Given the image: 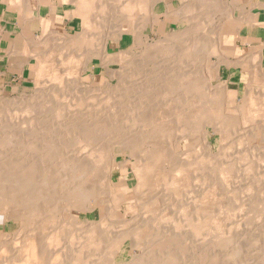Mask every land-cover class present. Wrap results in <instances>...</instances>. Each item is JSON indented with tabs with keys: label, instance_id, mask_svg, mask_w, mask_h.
<instances>
[{
	"label": "bare ground",
	"instance_id": "1",
	"mask_svg": "<svg viewBox=\"0 0 264 264\" xmlns=\"http://www.w3.org/2000/svg\"><path fill=\"white\" fill-rule=\"evenodd\" d=\"M161 1L162 0L77 1V4L75 5L77 6L75 15L80 17L81 21L82 19L84 20V23L79 22L81 23L80 25H82L83 23V31H80L74 37H66L61 33L52 34L53 39H50V42L47 40L48 37L42 41H39V45L37 44L38 48L36 47L37 51L35 55H32L35 57L34 60L37 59V65L35 66L34 74V77L36 78L35 85L37 86V92L36 95H34L35 99L32 100L30 98V100L22 99L14 102L12 101L11 103H0V133H4L12 128L17 132L14 135L15 138H13L12 136V139L15 140L14 142L13 140L7 141L13 143L5 142V139H8L9 136L8 138H6L7 136H5V138L0 136V148L1 146L5 145L3 143H6L5 147H7V144L9 145L16 143V139L20 137L24 138V140L25 138H30L28 137L29 133L28 135L26 134L27 137H24L22 134L23 130H25L24 133H27L30 132V130L26 131V129L28 130L31 128L33 129L32 131H34L33 133L37 134H34V136L36 135L35 137H39L42 139V141L39 140L40 142H36L37 144H35L37 145L36 149L40 148L38 154H43L44 152L46 154L44 157L42 156L43 159H39V161L37 160L35 162L26 164L24 161L23 166H20L16 161H11L14 158H9V161V159L5 160L2 159L3 157H0V215H2L6 221H20L21 228H23L22 225L24 223H33L34 225V222H40L33 227L30 226L31 228L29 227L27 229L29 231L26 230L27 235L20 234V237L19 235H15L9 239L8 237H6L2 241L0 240V264H61L64 261L62 259L60 262V260L55 258L57 252H54L55 255L52 253L54 257L51 256V259L48 257L49 255H46L47 252L55 251V249H57V247L60 246L61 242L63 241L68 243V245L71 244L70 234L73 233L72 235H74L75 233L77 236L80 231L79 229H81V224L78 220L80 215L82 213H90V208L94 209L99 207L103 208L104 210L102 219L89 224H87L86 222L82 223L84 228L82 227L83 233L80 232V235H84H82V237L78 235L77 240H74L78 243L79 247L77 246L78 248L77 250H75V254H70L71 256L69 255V262H67L68 264H85V259L86 257H88L87 251L89 252L90 250H92L91 253H93V251L95 250H100L98 248L102 249L100 251L101 255L104 252L103 256L99 254L101 257L99 256L98 258L94 259L90 256L95 255L90 253V258L88 257L89 260H91V258L95 260V262L91 261L92 264H142L144 263V261H149V259L150 262H152L153 260L154 264L155 262L156 264H176L179 258L177 260H174L172 256H175L173 254L177 251H182L181 248L186 247L184 246L185 244L187 245V243L192 244L198 242L201 247L204 245L203 243H201L203 240L202 237V240H199L200 234H198L197 228L201 229L202 231L208 232L210 235V241H208L209 246H206L208 249L206 251L207 254L202 253L204 254L203 260L202 257L197 259V256V263L252 264L251 259L249 258H252L253 262L256 261V264L257 261L259 263H262L264 261V244L260 245V252L257 250L258 253H254V248L258 246V244L256 246L254 244L259 240H262L261 243L264 242L263 220H257V223L255 220V224L254 222L253 224L243 223L247 221V219L240 216H244V214L242 213L244 209L242 208V210L241 208H232V206L238 202L236 199L234 200V198L239 199L240 195L239 197H231L233 199V203L234 201L237 202L232 204V200L231 202L229 201L231 203H229L231 207L229 208L228 206L225 209L222 208L224 209V212L222 211L221 207L218 206V204L221 203V199H225V196L227 194L226 189L236 187L238 191L239 186H242L244 188L246 182L244 183V185H241L238 180L237 183L236 181H234V179L235 177L239 176V172L236 170L235 166L237 165V163H243L244 161L242 160L246 161V153H244L245 155L242 154L240 156V154L243 153L241 152L239 156L237 155L238 159L236 161H230L233 163L236 162L235 164L230 163V165L232 164V166L234 165V167H228L229 163L226 159V161L222 162L223 164L224 162H227L228 168L223 167L222 169H220V167L222 166H218L217 169H213L212 173L210 174L212 178L208 176L210 179L206 177L207 179L204 180H195L196 184H193L195 183L192 181L193 179H191L190 181L189 179L193 178L196 173L204 174L202 173L204 171V166L210 164L208 160L209 157H206L207 154L204 155V153H199L201 155L196 154V150L198 152L199 148L197 149L195 147L193 148L194 150L190 149V151H182L180 153H177L172 147L168 146V143L166 142L167 139L171 136L172 141H170L174 145H179L180 142L184 139L186 140L189 135L195 134V136L201 135L202 138L198 136L197 137L201 138L206 144L209 131L206 132L204 127L206 124L211 125L213 122L214 128L213 126L211 127L213 128V133L219 130L222 135H224V138L222 137L218 141L219 144L221 143V146V141H226L227 137L225 135H228L230 132L236 131V127L238 125L243 123L245 124L248 121L252 122L256 117L259 119V116L264 114V70L263 64H261L264 56V41L261 42V45L254 53H250L251 55L249 56H242L243 58L241 59H234L235 62L230 61L231 56L228 55L226 49H223L222 47V42L224 40L223 32L225 31L226 26L230 25L231 23L236 24V28L234 29L235 34L240 38V30L243 26L247 25L250 28L257 25L262 26L264 25V21L260 22L258 19H256L257 15L251 12H239L238 6L241 5H233L230 0H224L225 2L223 0H198L197 3H193L195 4L194 10L197 12V16L191 19L192 23L190 27H188V30L198 29L201 30L200 32L196 31L197 33L192 35H189L190 33H188L189 37L186 36L187 34H185V32L184 34H179L175 31H169L166 33V35H160L159 32H157V37L151 39L148 35H144L143 31L148 28L150 29V31H154L156 18H160L161 15L165 19H167L169 16L177 17L178 14H180L181 12L183 13V11L187 10L188 8V5L181 1L182 5H184L182 8L180 7L181 9L180 11L178 10L179 12L177 11V9L175 11H171L169 10V7L165 6L166 11L165 13H162V11L160 12L157 8V4H160ZM70 3H73V1H71ZM262 7L264 8V3L251 2V10H253L254 8ZM234 12H237L239 15L235 17ZM216 14H220V16L223 15L224 17H220L219 15L218 17ZM209 15L211 17H209ZM212 16H217L218 20L217 24L215 25L216 27L214 29L206 30V22L209 21L211 23L213 21ZM47 27L48 26H46V28ZM91 29H95V31L97 30L98 32L94 31L95 33H92L94 35L98 33V35L96 34V36L94 37V35L91 33ZM121 33H128L130 35L132 41L130 48L126 50H122L119 48L114 53H109L113 46L120 47ZM48 34L50 35V33ZM183 35L188 37V39L186 38L182 41V46L176 47V45L174 44V41H176L175 39H178L179 36L181 37ZM159 39L166 40V43L161 44L158 41ZM58 41L60 42V44H62L63 47L61 45L60 47L59 45H57L59 44ZM89 43H91V47L89 46ZM50 45H54L53 47L55 48H51ZM87 45L89 47L86 48ZM135 49L139 52L141 58H143V56H148V58L150 57L152 60L156 59V61H163V63L165 61L164 59H172L170 62L173 63L174 61V63L171 64V66L169 65L170 63L168 60L166 64H168L169 66L164 67V69L162 70L158 69L160 68L158 66V70L156 69V67H154L157 71L160 72H157L155 69L153 70V72L155 71L153 73L155 75L153 76H156V74L158 76H156V78L154 77V81H151V83L148 84L149 86H143V90L139 88L140 85L141 87L142 85H144V81H140L142 77H138L140 78L139 81L142 82L140 85L138 84L139 87H136V81L135 86L132 82L133 85L131 86H133V90H136L137 92L138 89L136 88H139L141 92H139L138 90L137 96L133 97V99L135 100L132 99V103H129L125 106L123 105L124 107H122L121 105H119V99L122 97L114 96L116 93L115 91L111 93L112 87L115 86V84H113L115 82V77H118L116 76V73H113V67L117 66V69H121L123 67L126 68L127 66L132 67L130 64H132L135 59L131 52H133ZM29 53L30 52L28 51L27 54ZM209 57L214 59V61L213 65L208 70L207 59ZM143 59L141 61H143ZM93 60L99 61V66L103 70L102 73L104 76V80L101 82V84L106 86V88L105 86L101 87V89L97 88V90L99 91H96L98 94L99 92L101 93V91H103L104 93L109 92L110 97L108 98V100L103 99L102 96L101 99L98 97L99 101H97L96 106H91L92 108L90 107V109L88 110V106H90L91 103V105H93L94 102H90L85 98H82L85 100L82 101V96L77 93L78 89L76 92L75 86L76 88H78L77 86L80 85L79 89H81L82 87L88 85L90 91L83 92L84 94L81 95H83L84 97H88L89 93L92 94L93 92H95L94 89V91H92V84L94 82V77L92 74L89 75V78L91 77L90 83H86L83 81V75L87 72L88 64H90ZM193 61L195 62L193 63ZM161 63L162 62H160L159 64L163 66V64ZM177 64L181 66L176 68L175 66ZM241 68L247 69L245 72L243 70V78L246 82L245 88L247 86L245 96L241 99L240 105L230 106V104L228 103L229 98L226 95L228 92V81L222 78L221 74L224 70L227 69H234L236 72L237 69ZM211 70L214 72L213 79L215 81L212 80ZM140 75L143 76L144 74ZM126 77L130 80L132 79L130 78L131 76L129 77L127 75ZM134 77H137V75ZM144 77L145 75L143 76V78ZM161 77L165 81L171 78V81L169 80V82H167V80V83H162L163 80H159ZM74 79H78L79 81L81 80V82L79 83L78 81V85L76 83L75 86H72L73 84L71 85V82L74 81ZM119 82L121 81H117L118 84ZM169 84H171L173 88H170L171 85ZM168 85V89L164 87ZM120 86L118 88H120ZM152 86H154L153 89ZM88 87L86 86L85 88L88 89ZM122 87L124 88L127 86L122 85L120 90H118V93H121V90H123ZM155 87L156 89L158 88V91H160L159 93H157L161 96L159 97L160 99H164V97L166 96L171 97L172 93L176 90V87L181 91V96H179L180 94L176 95L175 93V95L178 97L174 100V102L172 100L173 98H168V100H172V102H168V100L166 99L167 103H165V101V104L161 102L159 103L160 99H157L158 97L156 98L157 94L155 92ZM132 88L129 91H132ZM124 90V93L128 91ZM73 91L77 93L76 95H79L80 98H78V101L75 100L74 105H72L73 103L71 104L72 101L70 100V104L68 105V107L63 106L67 108L66 111L70 110L69 112H64L65 109L64 111H62V109L60 111L58 106L57 108L59 110H57L56 112H53L56 109H51V115L54 114L52 117L53 120L56 121V124L58 123L61 125H65L64 129L59 131L57 130L59 132L57 133V135L49 137V135H51L49 133L50 130L47 127H43L46 126L45 124H47L46 115L50 114L49 112L45 115L43 109L39 110L42 111V114L39 112L41 115H38L39 113L37 114L34 112L35 114L33 115L37 114L38 118L40 116L37 121L33 120L34 122L30 123L28 121L27 123H25V121L24 124L19 123V114H21L22 112L23 115L25 114V117L27 116V114L32 116V114L26 113V109L21 112L22 107H25V105H31L29 104L31 100H36L38 101V103L40 102V105L38 106L39 108H37L40 109L42 106L41 104H46L48 100L53 101V99H55L56 97L58 98L59 96H62L64 94L68 95L69 93H71L72 95L74 93ZM95 93L93 95H96ZM64 97L67 96L64 95ZM74 97H76L75 94ZM155 98L159 100L158 104H152V100H154L153 102H155ZM128 101L131 102V99ZM88 102L90 104H88ZM48 104L50 103H47V105ZM116 105H118L121 110L125 109L126 112H120L121 110H119L118 107L116 111H114L113 108L116 107ZM27 106L26 108L28 109ZM154 106L156 107V109L154 108V111H151L154 115L152 116L154 117V119L151 120L149 114L150 112L148 111L150 109L152 110ZM243 106L244 114L241 112V108ZM83 107H86L87 110L83 111ZM48 108L50 109V107ZM81 108L82 112L80 111ZM163 109H166L167 113L166 111H163ZM212 109L213 112H215L213 113V119L211 120V118H207V116L209 115H207V110L211 111ZM31 113H33V111ZM209 113L212 114V112ZM27 117L29 118L30 116ZM187 117L189 118V120H187ZM187 121L189 122V125L187 124ZM183 123H186L188 126L183 125L180 127L179 125ZM215 125H218L219 127L217 126L218 128H215ZM48 137L51 138V140ZM64 140H68V142H65ZM197 142L195 146H197ZM153 143H157V146L152 147L151 144ZM232 144L229 146L226 145L228 146L227 148L233 149L236 144L240 145L243 144V142L234 143L235 145ZM158 145L163 147L156 149ZM239 145H236L234 148L236 149V147ZM244 145L245 144H243V146ZM243 146L242 148H245ZM239 147L237 149H239ZM43 148H47L48 153H46L45 150L42 151ZM11 149L9 147V149H7V152L5 150L6 153L3 154V156L6 155L9 157H15L13 153V156H11L12 154L9 151ZM13 149L16 151L15 146L13 147ZM220 149H223L222 152L220 151ZM220 149H218V151L222 155L224 154L223 152H227L224 150L225 148H222V146ZM18 151L19 150H17L16 153H18ZM229 151L230 149H228V152ZM217 152L214 153V155L217 154ZM33 153L35 154V152ZM221 154H219L220 157L216 156L217 160L218 158H220L218 161L221 160ZM39 156L41 157V155ZM120 157H126V159L118 161V158ZM239 160L241 161V163L239 162ZM50 162L53 163V165L50 166V170L49 168L44 169V166L42 168V164H49ZM127 163H129L132 167V173L136 180V184L131 190V195L133 198H135L134 202L137 200L135 203L136 207L134 208H138L137 210L135 209L138 213L133 216L135 219L132 217L134 220L133 224L131 219V223H128V221L124 217L125 215H123L119 221L116 220V215L119 211L118 208H121L120 205L117 204L116 197H118L120 194V198H126L127 192L124 190L125 188L122 189V187L120 188L118 186H114L112 182L115 172L121 170V168ZM37 165L40 167V170L39 168H37ZM223 166H225V164ZM251 166L248 169H243V173H249L250 175L253 174L254 172H250V170H252L253 168ZM242 171H240V173ZM35 174L40 175L36 176ZM55 174L56 176H50ZM242 174L240 175L247 177V175ZM204 176L202 175L201 177ZM232 181L236 182L237 186L234 185ZM250 182H247V184H250ZM191 184L197 187L198 193L196 194H199L201 190L204 191L201 192L203 194L198 195V197H200H197L196 201L190 202V205L193 204L194 208L199 207V213L198 211L196 212V209L194 210L193 208H189L190 212H192L191 210L193 209V211L198 213V216L194 214V216H197V219H194V217L192 219L200 223L199 225L197 223V225L194 224L195 226L192 225L194 227H188L187 219L190 213L187 215L181 214L183 216V220H180V223L178 222L179 224L175 225L176 227L174 225H171L173 224L171 223L172 219H165V216L163 214V216L161 217L160 215H157L158 217H155V220H153L154 216H152V214H154L155 212L157 213V210L161 209L160 206L165 202H168L169 205L175 203L176 205L180 206L179 210L185 208V206L181 207L180 201L179 204L174 201L180 197L182 198L183 195L185 196L186 191L188 192V187L191 188ZM246 189L247 188L243 189V193L241 192L239 194H244ZM222 190H225L224 192L226 193L223 194ZM248 193L250 195L251 192L248 191ZM236 194L238 195V193ZM230 195L228 194V196ZM242 197L244 196H241V199ZM241 199H239L240 202H238V205L250 204V201H248V196L243 200ZM182 201L183 200H181V202ZM227 202L228 201H226V203ZM226 206L227 204L225 205V207ZM124 208L130 207L126 205ZM168 208H171V206ZM219 208L222 211L221 213L217 211V213L206 214L207 211L211 212L212 210L214 212L215 209L219 210ZM146 209L150 210L152 214L149 216L147 214L144 215L145 213L143 211H145ZM238 209H241L240 212L242 214L239 215L238 213L240 212L236 214ZM127 210L128 209L125 210L124 214L127 213ZM170 210L171 209H169L168 211ZM130 211H128V213ZM147 211L146 213L149 214L150 212ZM183 212H185V209ZM166 213L167 211L164 214L166 215ZM151 216V219L155 221L154 223L152 220V223L148 221ZM41 217L42 220L37 221ZM24 218L27 219V222H25ZM58 218L61 221H59V226L55 225L54 223L56 222V220L58 222ZM228 219H230V221L236 219V223L234 222V224H230V221H228ZM194 220L192 222H195ZM225 221L226 224L227 221L229 222V224L226 225L224 223ZM192 222H190V224ZM131 224L134 226H132ZM48 229L50 232L47 233V236H45V234V237L42 236L41 238L40 234V237H37V231L41 232ZM63 229H65L66 232H63ZM136 235L137 238H135ZM203 237H206V239H208L207 236ZM206 239H204L205 244H207ZM128 241H130V243L134 242L132 247L128 245L130 249H126L127 246H125L126 242L128 243ZM79 243H81V247ZM72 244L74 243L72 242ZM252 244L255 246H252L253 249L250 247ZM182 245L183 247H181ZM188 246L189 245H187V248H189ZM123 247H126L125 250ZM198 247L196 246V250ZM63 248H60V250H58L59 254L68 252L64 251L67 248ZM84 248L86 252L85 250H83ZM70 249L73 250L74 246ZM70 249L68 254L71 251ZM203 249L205 248L203 247ZM193 250L194 249L192 248V251ZM97 251L95 253H97ZM198 251L201 252L202 248ZM80 252L82 254L85 253V257L79 256L81 255ZM130 254H135L137 258H134L133 260L131 259V261L128 262L127 259ZM238 254H241L242 257H235ZM65 255L67 256V254ZM155 255L158 257V259H156L157 257ZM57 256L59 257V255ZM66 256L64 257V259L66 258ZM131 256L130 258L134 257ZM18 257L19 262H16V259ZM196 259L194 260L196 261Z\"/></svg>",
	"mask_w": 264,
	"mask_h": 264
},
{
	"label": "rangeland",
	"instance_id": "2",
	"mask_svg": "<svg viewBox=\"0 0 264 264\" xmlns=\"http://www.w3.org/2000/svg\"><path fill=\"white\" fill-rule=\"evenodd\" d=\"M109 1H113V0H109ZM181 1L183 2V3H186L187 5H188V8H187V10H185V11H183V13L181 12L180 14H178L177 15V17L176 16H172V19H170V20H164V21H162V19H160V18H156L155 19V30L154 31H150V29L148 28V29H146V30H144L143 31V34L144 35H148L151 39H153V38H156L157 36H156V34H157V32H159V34L160 35H166V33L167 32H172V31H175V32H177V33H179V34H184V32H185V34H187L186 36H188L189 37V35H192V34H195V33H197V32H200L201 30H198V29H190V30H188V27H190V25H191V23H192V18H194V17H196L197 16V12L194 10V5L195 4H193V3H197L198 2V0H178V1H176V2H174L172 5H168V7H169V10H171V11H175L176 9H177V11L179 10L180 11V9L183 7V5H182V3H181ZM188 1V2H187ZM224 1V0H223ZM231 1V3L233 4V5H241V6H238V11L239 12H241V13H243V12H251V13H253L252 12V10H251V2H255V3H264V0H253V1H250V0H230ZM225 2V1H224ZM247 2V3H246ZM189 3V4H188ZM193 4V5H192ZM243 5V6H242ZM245 5V6H244ZM157 8L159 9V11L161 12L162 11V13H165V9H164V4L162 3V4H157ZM228 6H229V4H228ZM250 8H249V7ZM181 7V8H180ZM173 8V9H172ZM179 8V9H178ZM249 9V10H248ZM255 9V8H254ZM261 10H262V15H261V17L264 19V13H263V11H264V8L262 7V8H260ZM178 11V12H179ZM235 13V12H234ZM237 13V12H236ZM234 14L235 15V17L236 16H238L239 14L237 13V14ZM217 16L219 15L220 16V14H216ZM135 16V15H134ZM133 16V17H134ZM217 16H212V20L214 21H212L211 23L209 22V21H207L206 23H207V29L206 30H210V29H214L216 26V24H217ZM218 16V17H219ZM209 17H211L210 15H209ZM220 17H224L223 15L222 16H220ZM258 16H256V19H258L257 18ZM216 19V20H215ZM84 20L82 19V21L81 22H83ZM215 21H216V23H215ZM167 22V23H166ZM209 22V23H208ZM84 23V22H83ZM83 23H82V25H83ZM210 24V25H209ZM81 25V26H82ZM161 25V26H160ZM163 25V26H162ZM212 25V26H211ZM245 26H247V25H245ZM263 27H264V25H262ZM236 28V24H233V23H231L230 25H228V26H226L225 27V31L223 32L224 33V35H223V37H224V40H223V42H222V47H223V49H226V52L228 53V55H230L231 57H230V61H234V59L236 60V59H241V58H243V57H245V56H249V55H251L252 53H254L257 49H258V47L261 45V42H263L264 40H259V41H257V44H256V46L254 47V50L252 51V49H251V52H246L245 54H243V52L241 51V49H239L237 46H236V41L237 40H239L240 38L238 37V36H236V34H235V29ZM243 28H245V27H243ZM242 28V31H241V33H245V31L246 30H244ZM162 29V30H161ZM158 30V31H157ZM80 31H83V26H82V28H81V30ZM95 31V29L93 30V29H91V33L92 32H94ZM97 31V30H96ZM95 31V32H96ZM197 31V32H196ZM94 32V33H95ZM98 32V31H97ZM126 32H127V30H126ZM56 33H58V32H56ZM56 33H54V34H56ZM188 33H190L189 35H188ZM93 34V33H92ZM97 35H98V33H96ZM96 34L94 35V37L96 36ZM51 36V37H50ZM50 36H48V38H47V40L50 42L53 38V36L52 35H50ZM66 37H74V36H70V35H65ZM185 35H183V36H179L178 37V39L176 38L175 40L176 41H174V44L176 45V47H178V46H182V41L184 40V39H188V37H186ZM120 37H121V42H120V47L119 46H113L112 48H111V50L109 51V53H114L115 51H117V49H122V50H126V49H128V48H130V45H131V37H130V35L128 34V33H121V35H120ZM185 37V38H184ZM193 37V36H192ZM93 38V37H92ZM51 39V40H50ZM243 43H246V41H245V39H240ZM161 44H165L166 43V40H163V39H159L158 40ZM48 42V43H49ZM59 42V41H58ZM50 44V43H49ZM180 44V45H179ZM57 45H59V47H60V45L62 46V44H60V42H59V44H57ZM49 46V45H48ZM51 46V45H50ZM54 45H52L51 46V48L53 47ZM89 46L91 47L92 45H91V43H89ZM88 45L86 46V48L87 47H89ZM57 47V46H56ZM63 47V46H62ZM44 48V47H43ZM48 48H50V47H48ZM53 48H55V47H53ZM84 48V47H83ZM45 49V48H44ZM41 50V49H40ZM43 50V49H42ZM246 51V50H245ZM251 53V54H250ZM131 54L134 56V61L132 62V64H130L132 67H129V66H127L126 68H121V69H117L116 67L117 66H114L113 67V73H116V76H118V77H115V82L113 83V84H115V86L114 87H112V91H111V93L112 92H116L115 93V95L114 96H121L122 98H120L119 99V101H120V104L119 105H121L122 107H124L125 105H128L129 103H132L133 102V100H135V99H133V97L134 96H137V92H138V90H139V92H141V90H143L142 88H143V86L144 87H146L149 83H151V81H154V77L156 78V76H158L157 74H156V76H153V75H155V74H153L154 72H153V70L155 69L154 67H156V69H157V66L158 67H160V68H158V69H160V70H162V69H164V67H168L169 65H171V64H173L174 63V61H173V63L172 62H170L172 59H168L169 60V65L168 64H166L167 62H168V60L167 59H164L165 61H164V63H163V61H159V60H157L156 61V59H154L155 61H156V63H160V62H162L161 64H163V66H161L160 64V66L158 65V64H156L155 63V61L154 60H152L150 57L148 58V56H143V58H141L140 57V54H139V52L135 49L133 52H131ZM130 54V55H131ZM169 54V53H168ZM242 54V55H241ZM131 55V56H132ZM264 55V54H263ZM138 56V57H137ZM197 56V55H196ZM243 56V57H242ZM143 59V61H141ZM37 60V59H36ZM35 60V62H36V65H37V61ZM141 61V62H140ZM176 61V60H175ZM213 61H214V59H212L211 57H209L208 59H207V69L209 70V68L213 65ZM140 62V63H139ZM144 62V63H143ZM146 62V63H145ZM195 61H193V63H194ZM235 62V61H234ZM262 63L261 64H263V70H264V56H263V60L261 61ZM139 63V64H138ZM141 63H143V64H141ZM152 64H156L155 66L154 65H152ZM164 64H166V65H164ZM196 64H198V63H196ZM35 65V66H36ZM140 65V66H139ZM147 65V66H146ZM175 65V64H174ZM173 65V66H174ZM195 65V64H194ZM134 66V67H133ZM137 66H139V67H137ZM172 66V65H171ZM181 65H179V64H177L175 67L176 68H178V67H180ZM145 67V68H144ZM162 67V68H161ZM115 68V69H114ZM135 68V69H134ZM247 68V67H246ZM246 68H241V69H237V71L235 72V70L234 69H227V70H224L223 72H222V74H221V76H222V78H224V79H226L228 82H227V88H228V92H227V97L229 98L228 99V103L230 104V106H238V105H240L241 104V99L245 96V92H246V89H247V86H246V88H245V85H246V82H245V79L243 78V73L247 70ZM125 69V70H124ZM128 69V70H127ZM130 69H133V70H130ZM155 69V70H156ZM157 69V70H158ZM139 70H140V73H139ZM156 70V71H157ZM243 70H244V72H243ZM124 71V72H123ZM142 71V72H141ZM103 70L101 69V67L99 66V61H97V60H93L90 64H88V69H87V72L83 75V81L84 82H86V83H90L91 82V77L89 78V75H93V77H94V82H93V87H92V91H94L95 90V92H93L92 94L91 93H89V95H88V97H84L83 95H81V94H84L83 92H89L90 91V88L88 87V85H86L87 87H88V89L87 88H85L86 86H84V87H80L81 89H79V86L80 85H78L80 82H81V80L79 81L78 79L77 80H75L74 79V81H72L71 82V85L72 86H75L76 85V83H77V87L78 88H76V86H75V89H76V92H77V89H78V94L80 95V96H82L81 97V100L83 101L84 99H82V98H85L86 100H89L90 102L92 101V102H94V104L93 105H91L89 102H88V104H90V106H88L89 108H88V110L90 109V107L92 106V107H94V106H96V104H97V101H99V98L101 99L102 97H103V99H107L108 100V98L110 97V95H109V92H106V93H104L103 91H101V93L99 92V94L97 93V91H99V90H97V88H99V89H101V87H103V86H105V85H103V84H101V82L104 80V76H103ZM135 72V73H134ZM157 72H160V71H157ZM152 73V74H151ZM34 74H35V69H34ZM123 76H122V75ZM140 74H144L145 75V77L143 78V76H141ZM131 76L130 78H132L131 80L129 79V78H127L126 76ZM137 75V77H134V76H136ZM140 75V76H139ZM35 76V75H34ZM33 76V79L31 80L32 82L30 83V84H28L27 86H26V88H24L21 92H19V93H17V94H14V95H4V96H1L0 95V103H5V102H8V103H11L12 101L14 102V101H17V100H30V98L32 99V100H34L35 98H34V95H36V92H37V86L35 85V83H36V78ZM120 76V77H119ZM133 76V77H132ZM211 76H212V80L213 81H215L214 79H213V77H214V72L211 70ZM138 77H142L141 79L140 78H138ZM35 78V79H34ZM117 78V79H116ZM119 79V80H118ZM127 79V80H126ZM136 79H138V80H136ZM139 79H140V81H144V85H142V87H141V83L142 82H140L139 81ZM144 79V80H143ZM151 79V80H150ZM153 79V80H152ZM163 81H162V80ZM121 81V82H119V84L122 86V85H124V86H127V87H122V89L124 90V89H126V90H128V91H126V90H124V91H126L125 93L123 92V90H121V93H118V90H120V88H121V86L117 83V81ZM147 80H149V81H147ZM159 80H161L162 81V83L163 82H165V83H167V82H169V80L171 81V78L166 82L162 77L159 79ZM78 81H79V83H78ZM125 81V82H124ZM137 82V84H136V82ZM212 81V82H213ZM128 82V83H127ZM132 82H133V84H134V86H135V84L137 85L136 87H139L138 86V84L140 85V89L139 88H136V89H138L137 90V92H136V90H133V86H131V85H133L132 84ZM146 82V83H145ZM125 83H127V84H125ZM130 84V85H129ZM120 86V88H118L119 86ZM167 85V84H166ZM169 85H171V84H169ZM169 85L168 86H164V87H166L167 89H168V87H169ZM149 86V85H148ZM35 87V88H34ZM95 87V88H94ZM117 87V88H116ZM128 87H131L132 88V91H129L131 88H128ZM153 87L154 86H152V89H153ZM157 87V86H156ZM156 87H155V89H156ZM105 88H106V86H105ZM110 88V87H109ZM116 88V89H115ZM170 88H173L172 87V85L170 86ZM169 88V89H170ZM86 91H85V90ZM94 89V90H93ZM151 89V90H152ZM154 89V90H155ZM158 89V88H157ZM155 90V92H156V94L157 93H159L160 91H158V90ZM175 89V88H174ZM181 89V88H180ZM88 90V91H87ZM97 90V91H96ZM153 90V91H154ZM173 90V89H172ZM74 92V91H73ZM81 92V93H80ZM103 92V93H102ZM123 92V93H122ZM180 90L176 87V90L172 93V96L171 97H169V96H166V97H164V99L163 98H161V99H163V100H161L159 97H161L160 95H156V98L157 99H160V101L159 100H157L156 98V100H155V102H153L154 100H152V104H158V101H159V103L161 102V103H164V101H165V103H167V100H168V98L169 99H172L173 100V102H174V100L175 99H177V97L178 96H176V95H179L180 94ZM77 93H73L72 95H71V93H69L68 95H66V94H64L65 96H67V97H64V95H62V96H59L58 98L56 97L55 99H53V101L52 100H48V102H46V104L45 105H47V103H50V104H48L47 106H45L44 104H41L42 106H41V108L40 109H37V108H39L38 106L40 105V102L38 103V101H32L31 100V102L29 103V104H31V105H29V106H27V105H25V107H22V110H21V112L24 110V109H26L27 110V112L26 113H30V114H32V116L31 115H29V114H27V116H30L29 118H31V119H29L27 116L25 117V114L23 115V112L21 113L19 110V112L21 113V114H19L20 116H19V119L20 120H18L19 121V123L21 124V123H23L24 124V122L25 123H27V121L30 123V122H34V121H37L39 118H40V116H39V118H38V115H41L42 114V111H39V110H41V109H43V111L45 112V115L47 114V113H49L50 112V114H47L46 116V118H47V124H45L46 126H43V127H47L50 131H49V133L51 134V135H49V133H48V135H49V137H52V136H55V135H57V133H59L58 131L59 130H62V129H64L65 128V125L63 124V125H61V124H56V121L55 120H53V115H51L52 114V112H51V109L53 110V109H56L55 111H53V112H56L57 110H59L60 109V111H61V109H62V111H64V109H65V111L64 112H69L70 110H68V111H66L67 110V108L66 107H68V105L70 104V100L72 101L71 102V104L72 105H74L75 104V100L76 101H78V98H80V96L79 95H76ZM96 94V95H93V94ZM175 93H176V95H175ZM178 93V94H177ZM228 93H229V95H228ZM231 93V94H230ZM74 94H75V96L77 97H74ZM91 94V95H90ZM104 94V95H103ZM116 94H118V95H116ZM120 94V95H119ZM155 94V93H154ZM174 94V95H173ZM70 95V96H69ZM107 96V98H106V96ZM72 96H73V98H72ZM102 96V97H101ZM179 96H181V94L179 95ZM198 96V95H197ZM64 97V98H63ZM93 97H94V100H93ZM95 97H97V98H95ZM99 97V98H98ZM105 97V98H104ZM153 97V96H152ZM176 97V98H175ZM191 97V96H190ZM126 98V99H125ZM97 99V100H96ZM102 99V100H103ZM116 99V98H115ZM125 99V100H124ZM131 99V102L130 101H128V100H130ZM133 99V100H132ZM167 99V100H166ZM127 100V101H126ZM172 100H168V102H172ZM239 100V101H238ZM85 101V100H84ZM123 101V102H122ZM157 101V102H156ZM34 102V103H33ZM54 102V103H53ZM237 102H239V103H237ZM41 103H43V102H41ZM119 103V102H118ZM164 103V104H165ZM237 103V104H236ZM28 104V103H27ZM58 104V105H57ZM87 104V105H88ZM116 104H117V102H116ZM236 104V105H235ZM50 105V106H49ZM124 105V106H123ZM163 105V104H162ZM26 106L28 107V109L26 108ZM57 106H58V108H57ZM63 106H66V107H63ZM157 106V105H156ZM30 107V108H29ZM48 107H50V109L48 108ZM63 107V108H62ZM91 107V108H92ZM117 107H118V105H116V107H114L113 109H114V111H116V109H117ZM121 107V108H122ZM163 107V106H162ZM45 108V109H44ZM46 108H48V109H46ZM84 109H83V111H86L87 110V108L86 107H83ZM154 108L156 109V107L154 106L153 108H152V110L150 109L148 112H150L149 114H150V119L151 120H153L154 119V117H152V116H154L153 115V111H154ZM21 109V108H20ZM118 109L119 110H121L119 107H118ZM209 109V108H208ZM244 106L241 108V112L244 114ZM123 110V111H122ZM120 112H122V113H125L126 112V110L125 109H122ZM17 111V112H18ZM33 111V113H31ZM80 111L82 112V108L80 109ZM152 111V112H151ZM163 111H166V109H163ZM39 113L38 115L36 114V115H33V114H35V113ZM169 112V111H168ZM209 112H212V114H210ZM215 112V111H214ZM213 109L211 110V111H209V110H207V118H211V120L213 119V117H212V115H213ZM25 113V112H24ZM152 113V114H151ZM162 113H165V112H162ZM166 113H167V111H166ZM170 113V112H169ZM176 113V112H175ZM48 116H50V117H48ZM25 117V118H24ZM152 117V118H151ZM51 118V119H50ZM49 119V120H48ZM255 119H257V120H255ZM254 119V121H252V122H250V121H248V122H246L245 124L243 123V124H240V125H238L237 127H236V131H234V132H230V133H233V134H228V135H230V136H228V135H225L226 137V141L224 142V141H221L222 142V148H225L224 150L225 151H227V152H223L224 154L222 155L219 151H218V149H220L221 148V146H220V144H219V140L224 136V135H222V133L219 131V130H217V131H215V133H213V128H214V124H213V122H212V124L211 125H208V124H206L205 125V127H204V129H205V131L206 132H208L209 131V135L207 136V142H206V144L203 142V140L201 139L202 138V136L201 135H197L198 137H201V138H198L197 136H195V134H193V135H189L188 137H187V139L185 140H183V141H181L180 142V144L179 145H174L171 141H172V139H171V136L167 139V143H168V146H170V147H172L177 153H180V152H182V151H190V149L192 150L194 147L195 148H199L198 149V152H197V150H196V154H199V153H204V155H206L207 154V156L206 157H209L208 158V160H209V162H210V164L209 165H206V166H204V171L202 172V173H204V174H201V173H196V175H194L193 176V178H190L189 179V181L191 180V179H193L192 181L193 182H195V180L196 181H200L201 179H210V178H212V176H210V174L212 173V171H213V169L215 170V169H217V167L218 166H222V167H220V169H222L223 167H227V162L229 163V165H228V167L230 166L231 168L232 167H234V165L232 166V164H235V163H233V162H230V161H236L237 159H238V156H239V154L241 153V152H243V153H241L240 154V156L243 154V155H245L244 153H246V155H245V159H246V161L245 160H242V161H244L243 163H241V161L239 160V162L241 163V164H239V163H237V165L235 166L236 167V170L239 172L238 173V177H235V179H234V181H236L237 182V180L241 183V185H244V183H245V185L247 186H245L244 185V188L242 187V186H239L240 187V189H239V187H238V191H237V189H236V187L234 188V187H231V188H228V189H226L227 190V194H226V196H225V199L223 198V199H221V203L220 204H218V206L219 207H221V209L222 208H227L228 206H229V208L231 207V203L232 204H234V203H236L237 201L238 202H240L239 201V199H241V196H244V197H242V199L241 200H243V199H245V198H247V196H248V201H250V204H248V205H246V204H239L238 205V202L236 203V204H234L233 206H232V208H243L242 210V213L244 214V216L243 215H240V214H242L241 212H240V210L238 209L237 210V212H236V214L238 213V212H240V213H238L240 216H242L243 218H245V219H247V221H245V222H243V223H250V224H253V222H254V224H255V220H256V223L258 222L257 220H263V225H264V114L263 115H261V116H259V119L256 117ZM32 120V121H31ZM34 120V121H33ZM187 120H189V118L187 117ZM54 122V123H53ZM188 122V121H187ZM250 122V123H249ZM188 125H189V122L187 123ZM186 123H183V124H180L179 126L181 127V126H183V125H187ZM61 125V126H60ZM187 125V126H188ZM191 125H192V123H191ZM259 125H261V126H259ZM63 126V127H62ZM213 126V128H211ZM218 125H215V128H218L217 127ZM42 127V128H43ZM19 129V128H18ZM52 129V130H51ZM56 129V130H55ZM17 130V129H16ZM30 130V132L33 130V129H26V131H29ZM58 130V131H57ZM15 131V129H10V130H8V131H6V132H2V133H0V136L1 137H3V138H5V136H7L6 138H8V136H9V138L8 139H5L6 141V143H13L15 140H13L12 139V136H13V138H15L14 137V135L17 133L16 131ZM243 131H244V133H243ZM247 131V132H246ZM8 132H10V133H8ZM25 132V130H23V136L24 137H27V135H28V133H29V135H28V137H30V138H25V140H24V138H22V137H20V138H18V139H16V143H14V144H7V147H5V145H6V143H3V144H5V145H3V146H1V150H0V157L2 158V159H5V160H7V159H9V158H14L13 160H11V161H16V162H18L19 163V165L20 166H23V164H24V161H25V164L26 163H30V162H35V161H39V159H43V157L46 155L45 154V152L43 153V154H38L39 153V150H40V148H38V149H36L37 147V145H35V144H37L36 142H40L39 140H41L42 141V139L41 138H39V137H35L37 134L36 133H33L34 131H32L31 133L30 132H27V133H24ZM240 132V133H239ZM27 134V135H26ZM33 134V135H32ZM34 134H36L35 136H34ZM219 134V135H218ZM205 135H206V133H205ZM232 135V136H231ZM252 135H254V136H252ZM32 136H34V137H32ZM233 136H234V138H233ZM11 137V138H10ZM48 137V138H49ZM241 137V138H240ZM34 138V139H33ZM224 138V137H223ZM38 139V140H37ZM50 140H51V138H49ZM237 141H236V140ZM239 139V140H238ZM262 139V140H261ZM12 141L13 140V142H7V141ZM28 142H27V141ZM171 140V141H170ZM198 140H201V141H198ZM245 140V141H244ZM65 141V140H64ZM63 141V142H64ZM67 142H68V140H66ZM65 141V142H66ZM198 141V142H197ZM209 141V142H208ZM239 141V142H238ZM196 142H197V146H195L196 145ZM204 144H203V143ZM241 142H243V144H245L244 146H243V144H236V145H239V146H237L236 147V149L234 148L236 145L234 144V143H241ZM162 143H164V142H162ZM218 143V144H217ZM226 143V144H225ZM233 143V144H232ZM35 146H34V145ZM235 145L234 147H233V149L232 148H227L229 145ZM11 145H14L15 147H16V151L17 150H19L18 151V153H16V151L13 149V147L14 146H11ZM152 145V147L154 146H157V143H153V144H151ZM174 145V146H173ZM226 145H228V146H226ZM10 147V149L12 150H9L10 152H11V154L13 153L14 154V156L15 157H9V156H3V154H5L6 152H7V149H9V147ZM200 146H202V147H200ZM208 146V147H207ZM220 146V147H219ZM223 146H225V147H223ZM242 146L243 147H245V148H242ZM249 148H248V147ZM6 149H5V148ZM160 147H163V146H160V145H158V147H156V149L157 148H160ZM217 147V148H216ZM230 147H232V146H230ZM239 147V149H237ZM253 147H255V148H253ZM32 148V149H31ZM201 148V149H200ZM207 148H208V151H207ZM242 150H241V149ZM6 150V152H5V150ZM227 149V150H226ZM228 149H230V151L228 152ZM235 149V150H234ZM248 149V150H247ZM36 150H37V152H36ZM42 150V149H41ZM46 151V153H48V149L47 148H43V150L42 151ZM194 150V149H193ZM201 150V151H200ZM222 150L223 149H220V151L222 152ZM239 150H240V152H239ZM41 151V152H42ZM210 151V152H209ZM218 151V152H217ZM245 151V152H244ZM3 152V153H2ZM20 152H22V153H20ZM33 152H35V154L33 153ZM40 152V153H41ZM206 152V153H205ZM217 152V154H215L214 155V153H216ZM239 152V153H238ZM16 153V154H15ZM192 153V152H191ZM253 153V154H252ZM13 154L11 155V156H13ZM19 154H22V155H19ZM219 154H221L222 156H221V160L220 161H218L220 158H218V160H217V158H216V156L217 157H220L219 156ZM230 154V155H229ZM247 154H248V156H249V158H248V156H247ZM250 154V155H249ZM252 154V155H251ZM24 155V156H23ZM35 155V156H34ZM39 155H41V157L39 156ZM199 155H201V154H199ZM198 155V156H199ZM238 155V156H237ZM20 156V157H19ZM33 156V157H32ZM234 156H236V157H234ZM47 157V156H46ZM211 157V158H210ZM214 157V158H213ZM32 158V159H31ZM37 158V159H36ZM231 158V159H233V160H229V159ZM124 159H126V157H120V158H118V161L119 160H124ZM216 159V160H215ZM226 159H227V162L225 163L224 162V164H225V166H223L224 164H223V162L222 161H226ZM34 160V161H33ZM64 160V159H63ZM210 160H212V161H210ZM9 161H10V159H9ZM29 161V162H28ZM218 161V162H217ZM253 161H254V163H253ZM63 162V161H62ZM219 162H220V164H219ZM249 162V163H248ZM262 162V163H261ZM212 163V164H211ZM221 163H222V165H221ZM230 163H232L231 165H230ZM244 163H246V164H244ZM252 163H253V165H252ZM48 163H44V164H42L41 166H42V168H43V166H44V169H48L49 168V170L51 169L50 168V166L51 165H53V163H49L48 165H47ZM213 164H214V167H213ZM218 164V165H217ZM243 164V165H242ZM252 165V166H251ZM39 166H40V163H39ZM38 165H37V168H39V170H40V167H39ZM211 166V167H210ZM253 167L252 168V170H250V172L252 173V172H254V173H256V174H249V173H247V174H244L243 173V169H248L249 167ZM227 167V168H228ZM239 169H238V168ZM244 167V168H243ZM205 168H207V169H205ZM240 171H242L241 173H240ZM260 172V173H259ZM209 173V174H208ZM243 173V174H242ZM240 174H242V175H247V177H246V179H245V177L244 176H241ZM251 176H249V175ZM36 175V174H35ZM40 175V174H39ZM38 174L36 175V176H39ZM48 175V174H47ZM204 176V177H201V176ZM50 176H56V174L55 175H50ZM58 176V175H57ZM208 176H210V178L208 177ZM241 176V177H240ZM253 176V177H252ZM207 177V178H206ZM242 177H243V179H242ZM241 178V179H240ZM248 178V179H247ZM200 179V180H199ZM125 181V182H124ZM191 181V182H192ZM253 182V183H251V182ZM112 182H113V185L114 186H118V187H122V189H124L126 192H127V197L126 198H120V194H119V196L118 197H116V201H117V204L118 205H120V207L121 208H118L119 209V211H118V213H117V215H116V220L117 221H119L121 218H122V216L123 215H125L124 217L126 218V220L128 221V223L130 224L131 222V220H132V224H133V222H134V220H133V216L134 215H136V213H138L136 210L138 209H136V208H134V207H136V201L134 202V200H135V198H133L132 197V195H131V190L134 188V186H135V184H136V180H135V178H134V176H133V173H132V167L130 166V164L129 163H127L126 165H124L122 168H121V170H119V171H117V172H115V174H114V177H113V179H112ZM190 182V183H191ZM233 182V181H232ZM236 182H233L234 183V185H236L237 186V184H236ZM247 182L249 183L250 182V184H247ZM233 183H231V184H233ZM238 183V182H237ZM239 183V184H240ZM243 183V184H242ZM263 183V184H262ZM193 184H196V182L195 183H193ZM193 184H191L190 185V187L191 188H189L188 187V192L186 191V194H185V196L183 195L182 196V198L180 197V198H178V199H176L174 202H176V203H178L179 204V201H180V203H181V207L183 206H185V208H182L181 210H179L180 208V206H178V205H176L175 203H172L173 204V206H172V204L171 205H169V203L168 202H165L163 205H161V206H163V207H161L160 206V208L161 209H159V210H157V213L155 212L154 214L156 215H154V214H152L151 213V211L150 210H148V209H146L145 211H143L145 214L144 215H151L152 214V216H154L153 217V220H155V217H158L157 215H160V217L161 216H165V219H167V218H170V219H172V221H171V223H173V224H171V225H177V224H179L180 223V220H183V216L181 215V214H185V215H187V214H189L188 216L191 218H189L188 216V219H187V224H188V227L189 228H191V227H194L195 225H197V221L196 220H194V219H197V216H198V213H199V211H200V209H199V207H196V208H194V206H193V204H191L190 205V202H193V201H196V198L198 197V195L200 194H203V193H201V192H204V191H202L201 190V192H200V190H199V194H196V193H198V191H197V187L196 186H194ZM256 184V185H255ZM129 185V186H128ZM233 185V186H234ZM252 185V186H251ZM128 186V187H127ZM193 186V187H192ZM249 186V187H248ZM261 186V187H260ZM253 187V188H252ZM232 188H234V189H232ZM245 189V188H247L246 190H245V193L247 194L248 193V191L249 192H251L250 193V195H249V193L247 194V196H246V194L244 195V194H239V193H241L242 191H244L243 189ZM242 189V190H241ZM259 189V190H258ZM194 191V192H193ZM225 190H222V193L223 194H225L226 192H224ZM256 191V192H255ZM232 192V193H231ZM189 193V194H188ZM230 193H231V195H230ZM236 193H238V195L236 194ZM243 193V192H242ZM130 194V195H129ZM194 194H196V195H194ZM228 194L230 195V196H228ZM233 194V195H232ZM239 195H240V197H239ZM252 195V196H251ZM196 196V197H195ZM228 196V197H227ZM235 196H238L239 197V199H237V198H234ZM186 197V198H185ZM200 197V196H199ZM198 197V198H199ZM227 197V198H226ZM234 198V200L236 199L237 201L235 202L234 201V203H233V199L232 198ZM193 198V199H192ZM121 199V200H120ZM181 200H183L182 202H181ZM212 200V199H211ZM231 200H232V202H231ZM168 201V200H167ZM172 201V200H171ZM226 201H228L227 203H226ZM231 203H230V202ZM173 202V201H172ZM184 202V203H183ZM225 202V203H224ZM242 202V201H241ZM122 203V204H121ZM230 203V204H229ZM188 204V205H187ZM224 206H222V205ZM227 204V206L225 207V205ZM126 205H128L130 208H124ZM169 205V206H168ZM176 205V206H175ZM246 205V206H245ZM171 206V208H168V207H170ZM190 206V207H189ZM174 207V208H173ZM178 209H177V208ZM245 207V208H244ZM186 208H188V209H186ZM189 208H193L194 210L196 209V212L198 211V213H196L195 211H193V209L191 210L192 212H190L189 211ZM91 210V212L90 213H82L81 215H80V217H79V221H80V228L81 229H79L80 231H79V233H78V235H80L81 233H83V228H84V226L82 225V223H84V222H86L87 224H89V223H93V222H97V221H99V220H101L102 219V216H103V214H104V210H103V208H101V207H99V208H90ZM126 209H128L127 210V213H128V211H130V210H133V211H130L128 214L127 213H125L124 214V212H125V210ZM136 209V210H135ZM164 209H166V210H164ZM169 209H171L170 211H168ZM184 209H185V212H183L184 211ZM217 209H218V207H217ZM217 209H215L214 210V212L211 210V212H209V211H207V213L206 214H208V213H210V214H212V213H217V211H219L220 213L224 210V209H222V211L220 210V208H219V210H217ZM148 210V211H147ZM164 210V211H163ZM176 210V211H175ZM187 210V211H186ZM135 211V212H134ZM146 211L147 212H150L149 214L148 213H146ZM167 211V213H166V215L164 214L165 212ZM226 211V210H225ZM187 212V213H186ZM219 212H218V214H219ZM224 212V211H223ZM259 212V213H258ZM135 213V214H134ZM142 213V212H141ZM160 213V214H159ZM168 213H170V214H168ZM172 213V214H171ZM192 213V214H191ZM245 213H246V215H245ZM263 213V214H262ZM120 214V215H119ZM163 214V215H162ZM194 214H196L195 216H194ZM209 214V215H210ZM142 215V214H141ZM143 215V216H144ZM225 215V214H224ZM152 216L149 218V222L150 223H152ZM176 216V217H175ZM178 216V217H177ZM181 216V217H180ZM133 217V218H132ZM186 217V218H187ZM194 217V219H192ZM163 218V217H162ZM182 218V219H181ZM222 218H223V216H222ZM224 218H226V217H224ZM256 218V219H255ZM25 219V222H27V219L26 218H24ZM59 219V218H58ZM131 219V220H130ZM135 219V218H134ZM252 219V220H251ZM5 219L3 218V216L2 215H0V240L2 241L3 239H5L6 237H8V239L9 238H11L12 236H18L19 235V237H20V234L21 235H27V232H26V230L31 226V227H33L34 225H36V224H38V223H40V222H34V225H33V223H22L23 225V228H21V222L20 221H15V220H9V221H4ZM40 220H42V217L41 218H39V220H37V221H40ZM152 220V221H151ZM195 221V222H192V221ZM227 220V219H226ZM254 220V221H253ZM59 221H60V219L58 220V222H57V220H56V222L57 223H59ZM78 221V222H79ZM192 222L191 224H190V222ZM228 221H230V219H228ZM227 221V224H226V221L224 222L226 225H228L229 224V222ZM56 222H54L55 223V225H60V223L59 224H57ZM61 222V221H60ZM155 221H153V223H154ZM179 222V223H178ZM182 222V221H181ZM234 222L236 223V219H233L232 221H230V224H234ZM262 222V221H261ZM127 223V224H128ZM131 224V225H132ZM195 224V225H194ZM200 223H198V225H199ZM240 224H242V223H240ZM27 225V226H26ZM192 225H194V226H192ZM132 226H134V225H132ZM191 226V227H190ZM27 227V228H26ZM30 227V228H31ZM83 227V228H82ZM176 227V226H175ZM51 230V229H50ZM64 231L63 232H66L65 231V229H63ZM197 230H198V234H200V238H199V240H202V242L201 243H203L204 245L201 247L200 245H199V243L197 244V243H187V245H189L188 247L189 248H187V245L185 244L184 246H186V247H183V245L181 246V247H183L184 248V250H183V248H181L182 249V251H177L176 253H174L173 255H175V256H172L173 258H174V260L176 259H178L177 260V262H176V264H196L198 261H197V259H199V258H201L202 257V260L204 259V254H207V247L209 246V244H208V241H210V235H209V233L208 232H205V231H202L201 229H198L197 228ZM27 231H29V230H27ZM45 231V232H44ZM44 231H41V232H38L37 231V233H36V235H37V237L39 236L40 237V234H41V238H42V236L43 237H45V236H47V233L48 232H50L49 231V229L48 230H44ZM47 231V232H46ZM23 232H24V234H23ZM26 232V233H25ZM44 232V233H43ZM81 232V233H80ZM204 232V233H203ZM29 233V232H28ZM39 233V234H38ZM46 234V235H45ZM73 233H71L70 234V236H71V241H70V243L71 244H69L68 245V243H66L65 241H63V242H61V244H60V246H58L57 247V249H55V251H53V252H50V251H48L47 252V254L46 255H49L48 257L51 259L52 257L51 256H53L54 257V252L56 253H58V250H60V248L62 249L64 246V248H67V249H65L64 251H68L69 252V249L70 248H73V246H74V249L72 250V249H70L71 251H70V253L68 254V252L66 253H62V254H57L56 253V255H55V258H57L58 260H60V262H61V260L63 259V261L64 262H62L61 264H68L67 262H69L68 260H69V255L70 254H75V250H77V248L79 247V245H78V243L76 242V241H74V240H77V236H76V234L74 233V235H72ZM205 234V235H204ZM207 234V235H206ZM35 235V236H36ZM45 235V236H44ZM65 235H67V234H65ZM82 235H84V234H82ZM82 235H80V237H82ZM69 236V235H68ZM203 236H207V238L208 239H206V237L204 238ZM23 237V236H22ZM201 237H202V239H201ZM66 238V237H65ZM73 238V239H72ZM134 238V237H133ZM135 238H137V235L135 236ZM78 239H79V237H78ZM204 239H206V243L207 244H205V240ZM81 240H83V239H81ZM204 241V242H203ZM261 241L262 240H259V241H257V243H255L254 245L256 246L257 244H258V246L256 247V248H254V253L256 254V253H258V251L259 250H261L260 248V245L261 244H264V242L263 243H261ZM72 242L74 243V244H72ZM75 242H76V244H75ZM82 242V241H81ZM83 243V242H82ZM80 244V247H81V243H79ZM133 244H134V242H131L130 243V241H128V243L126 242V245L125 246H127V248L126 247H123L124 248V250H125V248L126 249H130L129 248V246L128 245H130V247H132L133 246ZM195 244H197V245H195ZM83 245V244H82ZM193 245V246H192ZM195 245V246H194ZM198 245H199V247H198ZM253 244L250 246L251 248H252V246L253 247H255ZM63 246V247H62ZM70 246V247H69ZM78 246V247H77ZM194 249L193 251H192V248ZM196 246L201 250V248H202V251L200 252V251H198L199 249L197 248V250H196ZM207 246V247H206ZM203 247L205 248V249H203ZM259 247V248H258ZM59 248V249H58ZM63 248V249H64ZM76 248V249H75ZM191 248V249H190ZM98 249H100V250H95V251H93V253H91L92 252V250H90L89 252L87 251V256L89 257V254L91 253V254H93V255H95V256H90V257H93L94 259L95 258H98L100 255H101V248H98ZM187 249V250H186ZM191 251H190V250ZM253 249V248H252ZM251 249V250H252ZM54 250V249H53ZM83 250H85V248L83 249ZM83 250H82V253H83ZM258 250V251H257ZM97 251V253H95ZM128 251V250H127ZM189 251V252H188ZM197 251V252H196ZM257 251V252H256ZM85 252H86V250H85ZM100 252V253H99ZM103 252V251H102ZM260 252V251H259ZM51 255H50V254ZM54 255H53V254ZM81 253V252H80ZM79 253V254H80ZM81 253V255H79V256H81V257H85V253L84 254H82ZM104 253V252H103ZM103 253H102V255L101 256H103ZM131 253V252H130ZM202 253H204V254H202ZM65 254H67V256L65 255ZM98 254V255H97ZM100 254V255H99ZM201 254V255H200ZM57 255H59V257L57 256ZM61 255V256H60ZM132 254H130L129 256H128V262H130L131 261V259L133 260L134 258H137V256L135 255V254H133L132 256H131ZM157 255H159V254H157ZM178 257H177V256ZM57 256V257H56ZM63 256V257H62ZM66 256V260L64 259V257ZM71 256V255H70ZM97 256V257H96ZM100 256V257H101ZM130 256L131 257H133V258H130ZM156 256V255H155ZM198 256V257H197ZM242 257V255L241 254H238L237 256H235V257ZM61 257V258H60ZM88 257H86V263L87 264H89L91 261L92 262H95V260L93 259V258H91V260H89V258ZM157 257V256H156ZM155 257V258H156ZM196 257H197V259H196ZM87 258H88V261H87ZM156 259H158V257L156 258ZM194 259H196V261L194 260ZM249 259H251V262H252V264L253 263H255L256 264V261L255 262H253V259L252 258H249ZM264 259V258H263ZM126 260V261H127ZM263 261V260H262ZM262 261H260V262H262ZM16 262H19V257L16 259ZM92 262L90 263V264H92ZM154 264V262H153V260H152V262H150V259H149V261L147 260L146 262L144 261V263H142V264ZM200 262V261H199ZM210 262V261H209ZM85 263V264H86ZM263 264H264V261L262 262ZM262 263H259L258 261H257V264H262ZM139 264H141V263H139ZM155 264H156V262H155ZM197 264H201V263H197Z\"/></svg>",
	"mask_w": 264,
	"mask_h": 264
},
{
	"label": "crops",
	"instance_id": "3",
	"mask_svg": "<svg viewBox=\"0 0 264 264\" xmlns=\"http://www.w3.org/2000/svg\"><path fill=\"white\" fill-rule=\"evenodd\" d=\"M71 1L73 3H70ZM74 1L76 0H0L1 96L17 94L32 82L36 65L35 57L32 55H35L39 41L56 32L70 36L80 32L82 27L79 22L81 20L80 17L75 15L77 9L75 5L77 1L81 0ZM176 1L178 0H162L160 4L163 3L168 7ZM252 12L258 16L260 22L264 21L261 17L262 10L260 8H255ZM160 19L162 21L166 20L162 15ZM167 19L170 20L172 17L169 16ZM46 26H48V29ZM243 27L246 31L241 33V28L240 39H245L246 43L239 39L236 41V46L245 54L247 51L251 52V49L254 50L257 41L264 40V27L261 25L251 28L248 26ZM28 51L30 55L27 54Z\"/></svg>",
	"mask_w": 264,
	"mask_h": 264
}]
</instances>
